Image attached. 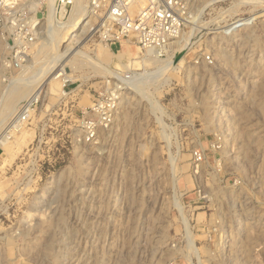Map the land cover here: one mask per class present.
<instances>
[{
	"label": "rangeland",
	"instance_id": "374dc122",
	"mask_svg": "<svg viewBox=\"0 0 264 264\" xmlns=\"http://www.w3.org/2000/svg\"><path fill=\"white\" fill-rule=\"evenodd\" d=\"M181 6V37L161 59L76 33L87 57L57 61L62 93L57 79L0 147V264H264V0ZM48 9L36 13V71L75 47L69 31L41 45ZM7 40L0 21L1 65ZM34 70L1 72L0 136L49 75L28 89L9 79ZM109 91L115 123L87 143L81 113Z\"/></svg>",
	"mask_w": 264,
	"mask_h": 264
},
{
	"label": "built area",
	"instance_id": "2783aa9c",
	"mask_svg": "<svg viewBox=\"0 0 264 264\" xmlns=\"http://www.w3.org/2000/svg\"><path fill=\"white\" fill-rule=\"evenodd\" d=\"M74 3L75 0H56V18L65 20ZM181 4L182 0H89L86 29L107 47L131 42L152 54L153 59H161L181 37ZM31 13L19 0H0V21L5 28L9 51L4 65L12 70L25 66L40 34V20H35ZM41 92L20 104L8 124L12 132L20 131L35 116L43 100ZM64 92L66 95L65 89ZM119 104L118 96L109 91L82 111L80 122L85 142L94 143L98 132L112 128ZM194 158L197 163L203 161L199 152L194 153Z\"/></svg>",
	"mask_w": 264,
	"mask_h": 264
},
{
	"label": "bare ground",
	"instance_id": "6f19581e",
	"mask_svg": "<svg viewBox=\"0 0 264 264\" xmlns=\"http://www.w3.org/2000/svg\"><path fill=\"white\" fill-rule=\"evenodd\" d=\"M43 1L48 2V6H49V9H48V12H47V23L49 24V27H48L49 30H48V35L47 36H45V35L42 36V37H45V39L42 42L43 44H41V45H45V47H51V46L55 47V45L57 44V39H56L57 35L59 36V35H61V33L63 34V33H66V32L69 31L70 32L69 39L71 41L70 43L71 44H75V47L74 48H69L67 51H65L64 56H60V57L57 55V51H56L54 56L51 59L49 57L50 61L49 62H45V64L42 67H40L37 71L34 70L36 63L33 62L31 59H28L26 65L22 68V73L24 71H26V70H29V71H33L34 70V71H36L35 74L32 75L28 79H24L23 78L24 76L21 75L22 73H20L21 77H18V78L15 77L13 80L9 79L8 82H9L10 86L24 84L26 89H28V87H33L41 79H43L45 76L49 75V77L45 81L42 82V85L40 86L41 89H39L35 94L33 93L36 97L39 95V91L40 90L42 91L40 96L45 97L46 94H47V91H49V90L51 91V88L49 89V86L52 87L53 84H56L57 79H60V80L63 81V82H60V84H58L59 87H60V92L62 93V90H63L62 86H63V84L65 82V79H68L69 76L66 78V73H65L66 71H64V70H61L58 74H55V75L53 74L54 72L52 73L53 69L56 67L55 64L57 63V61H60L63 58L64 59V63H65L66 60H68V59H70L69 62H72L76 57H84V58L87 57V56H85L86 54L83 53L81 51V49L78 48V46H79L78 45V43H79L78 40L79 39H77V38L79 36L76 34V33L83 32L85 27H86V22H85L86 21V19H85L86 17L85 16L87 15V11H86V6L82 4L83 0H75L70 20L67 23L63 24V25L61 23H59V20L56 18V7L53 5V0H31V2H29V8H30V10H31V12L33 14V18L35 20L37 19L36 13H37L38 9L42 6ZM63 59H62V61H63ZM143 62L144 61H142L141 63H143ZM94 63H98V65L101 64L100 62H97V61L96 62L94 61ZM136 65H138V64H136ZM171 65H172V63L168 64V66H165L163 68L158 69V71H156L155 73H152V74L153 75H157L156 77L164 75L167 72L168 68L171 67ZM0 66H1V69H0V74H1L2 71H5L6 67H5L4 64L3 65L0 64ZM138 67H140V66L138 65ZM102 68H104V67H102ZM103 70L107 71V73H110V74L113 73L111 71V69H105L104 68ZM161 71H162V73L159 75V73ZM2 76L5 77V75H2ZM118 77H120V76L118 75ZM6 80H7V78L5 77L3 79V81L5 82ZM126 81H125V83H127ZM18 83H21V84H18ZM119 89H121V91H122V90L129 89V87L128 86H126V87L124 86V87H120ZM50 95H51V93H50ZM15 112H17V111H15ZM15 112L12 113V114L14 115ZM11 127L12 126L9 125L7 129L5 128V131L0 136V147H2V148L5 147V144H6L5 141L7 139H9V138L11 139V134H10L12 132L10 130ZM16 127L18 128V126H16ZM16 127H14V128H16ZM23 135H25V134L23 133ZM21 137L24 139L23 136H21ZM22 138L20 140H22ZM26 143H27V140H26Z\"/></svg>",
	"mask_w": 264,
	"mask_h": 264
}]
</instances>
